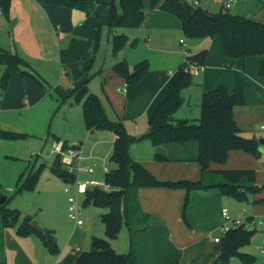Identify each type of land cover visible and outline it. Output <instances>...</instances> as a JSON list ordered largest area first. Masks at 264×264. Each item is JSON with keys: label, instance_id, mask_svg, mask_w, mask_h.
Returning a JSON list of instances; mask_svg holds the SVG:
<instances>
[{"label": "crops", "instance_id": "0c3cea01", "mask_svg": "<svg viewBox=\"0 0 264 264\" xmlns=\"http://www.w3.org/2000/svg\"><path fill=\"white\" fill-rule=\"evenodd\" d=\"M110 1L111 0H105L101 2L107 5L102 15L103 23L107 26L110 15ZM210 1L215 2L213 0ZM144 2L145 20L142 26L137 27L139 29L138 32L134 33L133 37H131L129 32H126V29L130 28L121 27L125 29L122 32H125L129 37V43L123 49L127 47H137L140 42L144 40L149 48L159 49L163 53L167 52L179 55L177 60L178 68L186 65L188 53L193 54L203 49H208L204 69L197 74L199 79L197 83H195V85H197L199 98L202 97L205 91L212 90L218 85H226L231 92H243L246 97V103L236 107L234 112L235 120L238 126L248 136H255L258 140L264 137V76L259 75V67L263 60V56L250 55L244 58L238 57L233 66H227L221 41L218 36H215L213 38L193 39L195 41H193L194 50L188 47L186 49V55L184 59H182L180 58L181 53L179 50L172 49L169 44L170 36L182 30L181 20L174 14L159 8H152L149 0H144ZM115 3L119 5V0H115ZM201 4L202 1L200 6ZM93 9L96 15L90 18L89 15L82 10L68 7H53L47 4L45 0H11L9 13L6 15L9 26L11 25L10 23L15 22V25H18L17 27L15 26V30L18 31L21 29L22 22H29L32 30H38L41 25L47 24L49 33L61 42L62 46L58 49V58L62 73L59 80L52 82L49 79L43 80L40 78L41 82L32 76L12 77L7 89L0 92L1 129H19L16 127L17 125H15V121L13 122V119H16L17 115L31 111L34 108H36L37 111L34 116H31L30 121L33 122V124L40 121L44 122V117H48L53 113V109L50 107L48 109L44 108L43 105L48 97L52 98L53 93L66 95L78 88L84 81L88 82L90 80L89 72L87 71L89 69L87 68V61L80 63L78 68L73 67L74 70H72L71 60L74 52L73 46L75 44L79 45V49H77V54L75 56L83 54L84 51L91 47V40L95 35L94 26L98 22L102 24V20L97 17L99 8L95 6ZM219 10L220 7L218 11ZM2 15L3 14H1L0 17ZM246 15L255 20L264 22V2L261 0H252L251 5L247 8ZM83 20L86 25H83ZM87 24L91 26L88 27ZM15 27L13 26V28ZM108 32L111 37L109 26ZM14 37V33L13 35L9 34L7 36V38H9V44L11 41L13 42ZM136 38L138 39V43L136 46H133L131 42ZM181 39L179 43L181 46H184L186 42L184 41V43H182ZM28 45L32 46V51L38 52L39 49L41 50L42 42L41 39L37 38V40H30ZM14 46H17L15 40ZM0 47L3 49L10 48L11 50L13 44L6 45L0 37ZM28 47L30 48V46ZM120 52L116 55L113 54L111 66L98 68L94 73L95 75L92 81H97L95 82V86H98V91L92 87V81L87 83V88L90 92L96 93L102 99L106 113L110 117L122 118L131 134L140 135L148 129L149 119L157 106L167 97L170 91L171 77L178 68L176 70L170 69L169 71L166 69L150 68L148 73L138 82L128 83L126 79L115 72L112 67L115 62L126 60L133 71V66L139 61L135 62L129 57L127 58L126 55L120 56ZM86 56L87 54L84 57ZM144 59L149 60L148 57ZM30 66L32 69H26L36 74L38 78L43 76L40 74L42 73L40 70L31 64ZM65 77H67L69 83L63 84V78ZM114 86H117L116 88L118 91L115 90ZM100 93L102 95H100ZM109 106L113 109L112 112ZM76 107L77 109L74 110L72 118L69 117L67 119L64 113L63 120H68V123L61 126L73 132L78 130L88 132V134L86 132V135L88 141L91 142L90 152L88 151L89 149L84 148L85 146L82 142L79 145L76 143L69 144L79 147L83 157L76 163H82L87 160L95 159V151L107 150L111 145L113 149L115 134L109 129L88 130L84 122L82 104L79 102ZM186 112L187 110L184 108L182 110L178 109L175 115L188 116ZM139 121H142V123L139 124ZM52 127V123H50L49 128ZM133 147L134 146L131 148V155L133 158L143 162L145 166L159 178L171 180L182 178L197 180L202 177L201 165L197 161L199 146L196 141L152 144L151 148L148 149L147 146V149H145L146 151L143 153L136 152L135 150L133 151ZM261 152H263L262 155L256 157L243 149H233L229 151L225 163H211L210 168L255 169L257 183L263 186V190L254 195L253 198H264V145ZM157 155H161L165 159H158L156 157ZM100 159L102 160V158ZM88 173H94V171ZM219 193L220 192H217V190L193 192L191 196V205L187 210V219L189 222V224H187L182 217V206L185 195L183 189L141 187L138 192L141 207L145 212L153 215V220L150 223V227L145 231L131 233L127 228L130 236V245L126 247L127 250L124 252H131L135 255L139 260V264H158L168 253L180 250L181 256L179 262L173 264H191V260L198 257L203 251L202 247L205 246L206 239L208 238L207 234L209 233V240L207 239V242L210 244V250L208 249L206 253L202 252V254H205V257H203V260L198 264H213L218 259L221 252V242H216L214 238L218 235L222 237L220 230L222 221H219L216 225L219 232L212 237L211 232L213 229H207L210 218L208 205L213 201L216 203L222 202L224 196L230 197L226 195L221 196L222 194ZM195 203L198 204V207H195ZM247 204L248 206L246 208L244 207L243 211L238 214L237 217L264 218L263 203ZM219 219H221V217ZM50 229L54 230L57 235V227H51ZM260 229L261 234L264 235V228L260 227ZM257 231H259L258 228ZM94 235H103L102 228L99 227L95 230L93 225H85V222L82 225H77L76 228L66 232L65 239L62 243L63 247L60 245L58 246V253L50 254V252L49 254L53 255L50 256L46 252H43L45 261L41 264H75L80 254L91 244V239ZM34 238L39 241V237L34 233L26 235L24 238L25 240H21L22 238H17L12 235L8 228L4 230L5 248H10V246L16 248L17 256L22 257L20 259V264H33L30 259L31 255L24 248L23 244L25 245L27 241L36 244L37 240H32ZM57 239L59 240L58 237ZM262 244L258 246L260 256L258 257L255 255L256 261L254 263L264 264V253L260 251V246ZM246 247L247 245L243 247V250L254 255V253L247 250ZM236 260L238 259L232 258L230 264ZM18 262L19 260L17 259V263Z\"/></svg>", "mask_w": 264, "mask_h": 264}, {"label": "trees", "instance_id": "16d2710c", "mask_svg": "<svg viewBox=\"0 0 264 264\" xmlns=\"http://www.w3.org/2000/svg\"><path fill=\"white\" fill-rule=\"evenodd\" d=\"M105 0H45L53 7H68L79 9L90 14L97 2ZM11 0H0L2 14L8 15ZM152 8H159L177 16L182 23V30L189 38H213L218 36L226 58V65L233 66L236 58L250 55L263 56L259 75L264 76V22L247 15L231 11H210L202 6H194L188 0H149ZM110 15L108 26L112 35L113 54L119 53L128 43L125 32L116 28H137L145 20L144 0H115L109 2ZM138 39L132 40L136 46ZM208 49L197 53H188L191 62L205 64ZM0 89L5 91L9 81L14 76H32L36 74L27 70L30 64L10 50L0 47ZM113 70L124 77L128 83L142 79L149 71V60L143 59L133 66L126 60L117 61ZM193 83V74L182 66L171 77L170 91L167 97L157 106L149 119L148 129L140 135H132L120 117H110L105 110L102 99L87 88L84 81L73 92L77 101L82 103L85 126L88 130L109 129L115 134V140L110 160L114 167L105 175V182L111 185V190L100 187L89 188L85 193L84 204L92 203L99 208L107 209L100 213L105 225L106 237L92 236L91 247L84 250L75 264H139V260L131 252H119L113 248L111 239L118 237L124 224L132 232L145 231L150 227L153 215L145 212L140 204L138 192L141 187L180 188L185 191L182 217L189 224L187 210L195 191L217 190L222 195L233 197L247 203H263L264 198L254 199L253 196L263 190L257 183L256 170L253 168L211 169V163H225L229 151L243 149L256 157L261 156L259 140L248 136L237 124L234 112L237 106L246 103L243 92H231L226 85H218L202 94L200 103L201 116L198 119L177 118L176 111L184 103L182 91ZM21 135L12 130L0 128V137L14 138ZM149 138L152 143H185L196 141L199 146L197 161L201 165L202 177L190 179H163L153 174L143 162L131 155V145L140 139ZM70 145L64 141L63 148ZM158 159H165L161 155ZM51 170L66 182H74L76 173L70 172L62 162L61 154L57 153ZM38 178V172L32 173L22 188L31 189ZM7 200V197H6ZM1 204L2 232L0 233V263L7 264L4 258V230L16 226L21 210L9 209ZM18 234L26 236L36 234L51 253H58L59 247L54 230L46 232L36 230L29 219L21 222L17 228ZM257 228L247 229L244 226L234 227L221 237V252L213 264H230L232 258H237L245 264H253L256 256L243 250L250 244ZM180 250L168 253L158 264L178 263Z\"/></svg>", "mask_w": 264, "mask_h": 264}, {"label": "rangeland", "instance_id": "374dc122", "mask_svg": "<svg viewBox=\"0 0 264 264\" xmlns=\"http://www.w3.org/2000/svg\"><path fill=\"white\" fill-rule=\"evenodd\" d=\"M188 1L191 2V0ZM251 3L252 0H240L232 8V12L246 15L247 8L251 5ZM95 6L99 8V14L97 17L102 20V15L106 10L107 5L97 2L94 7ZM201 6L213 12L218 11L219 9L218 4L210 0H202ZM87 15H89L90 18L95 17L96 14H94V9H92L91 13ZM101 22L102 24L98 22L94 26L95 35L91 40V47L88 50L84 51L83 54L79 56H75L77 54V49H79V45L75 44L73 46L74 52L72 54L71 60L72 70H74L73 67L78 68L80 63L87 61V68H89L87 71L89 72L90 77L89 81L93 80L95 75L94 73L98 68L111 66L113 61L111 46L112 35L110 37L108 26L103 23V20ZM82 23L83 25H86L84 20ZM10 24L11 25L9 26L6 15L3 14L0 17V37L3 39L6 45L13 44V48L11 50L10 48L7 49H9L11 52L17 53L29 64L40 70L42 72L40 74L43 75L39 77L40 81L41 79H49L51 82L59 80L62 69L59 67L60 62L58 58V49L62 46V44L49 33L47 24H44L43 26L41 25L38 30H32L29 22H22L21 29L18 31L15 30L18 26L15 25V22ZM13 26L16 27L13 28ZM87 26L89 27L91 25L87 24ZM116 30L118 33H120L125 29L116 28ZM138 30V28H130L126 29V32H129L131 37H133L134 33L138 32ZM13 33L15 35L14 40L17 46H14V40L9 44V38H7L9 34L13 35ZM37 38L41 39L42 42L41 50L39 49L38 52L32 51V46L28 45L30 40H37ZM181 38L186 42L184 46H181L179 43ZM193 39L195 38L187 37L181 30L173 33L170 36L169 44L172 49H178L181 53L180 58L184 59L186 55V49L188 47L194 50ZM145 42L146 41L142 40L137 47H127L123 49L120 52V56L126 55L127 58L129 57L135 62L141 61L142 59L148 57L149 69L159 68L169 71L170 69L176 70L178 68L177 60L179 55H174L167 52L163 53L159 49L156 50L155 48H149ZM27 45L30 46V48ZM86 54L87 56L84 57ZM29 68L32 69L31 67ZM2 69L3 67L0 66V73L2 72ZM198 79L199 76L193 75V83L189 87L185 88L184 91H182L185 101L179 110H182L183 108L186 109V115L188 116H178L176 114V117L198 119L201 116L200 103L202 97L199 98V93L196 87L197 85H195ZM63 80V84L69 83L67 77L63 78ZM89 81L87 83H89ZM95 82L97 81L92 83V87L98 91V86H95ZM114 87L115 90L118 91L116 88L117 86ZM100 95L102 94L100 93ZM77 104H79V102L77 101V97L73 91L66 95L53 93V97H48L43 104L44 108L48 109L50 107L53 109V113L50 116L44 117V122L40 121L36 124H33V122L30 121L31 116H34L37 111V109L34 108L31 111L17 115L16 119H13V122L15 121V125H17L16 127L19 129L10 130L20 133L21 135L14 138L0 137V205L5 203L4 206L6 208H18L21 210V216L17 225L8 227L9 232L17 238H22L21 240H25V236L18 234L17 228L21 222H23L25 219H29V216H32L33 218L37 219L41 226L46 230L50 229L51 227H57L58 231L56 236L59 238V240L57 239L58 246L60 245L63 247L62 243L65 239L66 232L76 228L78 225L75 219L69 217L68 197L70 194L76 196L77 198L78 205L81 207L80 217L85 222V225L91 224L95 230H97L99 227L102 228L103 235L100 237H106L105 225L101 220L100 213L102 211H106L107 209L99 208L92 203L84 204L85 193L77 192V183L93 179L98 181L105 180L106 172L104 171L103 163L100 158H105L111 154L112 145L107 150L103 148L104 150L99 152L95 151V159L87 160L82 163H76L75 165L77 167L81 166L82 170H76V179L74 182H66L62 177L55 174L51 170L53 160L57 153L54 147L55 142L66 141L68 144L76 143L78 145L82 142V144L85 146L84 148L89 149V152L91 150V142L88 141V137L86 135L87 131L82 132L81 130H78L73 132L71 130H67L64 126H61L68 123V120H63L64 113L66 114L67 119L69 117L72 118L74 110L77 109ZM109 108L112 112L113 109L111 106H109ZM50 123H52V128H49ZM140 123H142V121H139V124ZM152 144L153 143L151 139L143 138L135 141L131 145V148L134 146L133 151L135 150L136 152L138 151L143 153L146 151L145 149H147V146L148 149H150ZM262 153L263 152H261V155ZM106 165L109 169L114 167V163L110 160V156L107 157ZM90 166L94 168V173H88L85 171ZM34 172H38V178L34 187L31 189L22 188L23 184L28 180V177ZM66 187L70 188V194L65 190ZM4 196L7 197V200L1 203V199ZM247 206V202H242L232 197L225 196L223 197V201L220 203H216L215 201L210 202L208 205L210 218L207 229H213L211 232L212 237L219 232L218 228H216V225L219 223V221L223 222L221 213L223 207H227L231 218H235L243 211V208H246ZM195 207H198V204L195 203ZM220 217L221 219H219ZM1 222L2 210L0 206V233L3 230L1 227ZM258 230L259 231H257L252 236L251 242L246 248L247 250L252 251L254 255L259 257L260 252L258 251V246L264 242V235L261 234L260 227H258ZM207 235L209 238V233ZM207 239L205 246L202 247L203 251L201 250L203 253H206L210 248V244L207 242ZM32 240H37L36 244L27 241L28 243L25 242V245L23 244L24 248L30 253V259L33 264L44 263L45 260L43 257V252L49 254L50 251L45 247L40 238L39 241L35 238ZM110 241L113 248L117 251H126V247H129L130 245V236L128 234L127 226L124 224L118 237L111 239ZM90 247L91 244H89L86 250L90 249ZM202 252L198 257H195L193 260H191V264H198L201 260H203L202 258L205 257V254H202ZM18 257L19 256H17V250L15 247L10 246V248L4 249V258L6 263L20 264V259L22 257ZM17 259L19 260L18 263Z\"/></svg>", "mask_w": 264, "mask_h": 264}, {"label": "built area", "instance_id": "2783aa9c", "mask_svg": "<svg viewBox=\"0 0 264 264\" xmlns=\"http://www.w3.org/2000/svg\"><path fill=\"white\" fill-rule=\"evenodd\" d=\"M202 0H191V4L194 6H200ZM218 3L220 10L223 12H232V8L240 1V0H213ZM242 1V0H241ZM264 2V0H261ZM2 14V10L0 7V15ZM181 42L184 43V40L181 39ZM185 70L191 72L193 75L199 74L204 69V65H201L197 62H191L187 59V63L184 66ZM55 150L57 153L61 154L62 162L67 167L70 172H75L76 170H82L81 166H76V162L79 161L83 156L81 154V150L77 145H70L67 149L63 148V142L57 141L54 144ZM107 158H102V163L104 167V171L107 172L109 168L106 165ZM88 172H93L94 168L92 166L86 169ZM100 187L105 190H111L112 187L105 181L98 180H85L84 182L77 183V192L86 193L89 188ZM70 194V188L66 187L65 189ZM69 217L76 220L78 225H82L84 223L83 219L80 217L81 207L78 205L77 198L74 195H69ZM223 222L220 225V230L222 235H224L228 230L234 227L244 226L247 229H254L258 227L264 228V218H253V217H235L231 218L229 211L227 208H223L222 211ZM216 242L221 241V235H218L214 238ZM260 251L264 253V242L260 246ZM232 264H245L240 260H236Z\"/></svg>", "mask_w": 264, "mask_h": 264}, {"label": "water", "instance_id": "95a60500", "mask_svg": "<svg viewBox=\"0 0 264 264\" xmlns=\"http://www.w3.org/2000/svg\"><path fill=\"white\" fill-rule=\"evenodd\" d=\"M263 145H264V137L260 138L259 139V149L262 151L263 150ZM6 200V196H4L2 199H1V203H3L4 201ZM29 220L31 222V225L38 231L40 232H46V229L43 228L40 224V222L33 218L32 216H29Z\"/></svg>", "mask_w": 264, "mask_h": 264}]
</instances>
